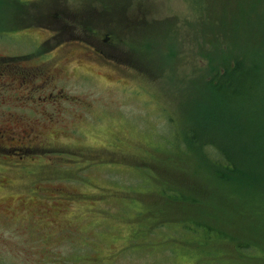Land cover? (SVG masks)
Returning <instances> with one entry per match:
<instances>
[{
    "label": "rangeland",
    "instance_id": "rangeland-1",
    "mask_svg": "<svg viewBox=\"0 0 264 264\" xmlns=\"http://www.w3.org/2000/svg\"><path fill=\"white\" fill-rule=\"evenodd\" d=\"M87 8L128 19L86 24ZM236 19L219 39L234 54L261 39L264 0H0V125L22 117L41 142L0 150V264H264V212L249 216L236 186H221L236 205L219 197L185 145L204 54L217 51L209 28ZM185 220L261 248L241 258L212 234L201 252Z\"/></svg>",
    "mask_w": 264,
    "mask_h": 264
},
{
    "label": "trees",
    "instance_id": "trees-1",
    "mask_svg": "<svg viewBox=\"0 0 264 264\" xmlns=\"http://www.w3.org/2000/svg\"><path fill=\"white\" fill-rule=\"evenodd\" d=\"M243 11H238L240 16L245 15ZM216 23L215 27L210 26L209 31H214L216 35L211 43L212 50L217 51L212 55L204 54L208 68L204 73L206 76L203 75L199 82L201 85L197 87L198 97L190 116L193 122L184 134L185 145L197 154L199 165L212 183L220 185V188L236 186L239 190L233 193L249 196L250 203L240 204L237 201L252 217L254 212H264V32L249 49L234 54L230 49L221 48L219 39L230 40L231 31L234 32L243 22L236 19L234 25L229 23L227 26L223 21L217 20ZM161 192V197L169 203L175 201L182 204L180 202L186 200L183 193L175 189ZM226 192L221 188L217 195L229 198L236 205L231 196L233 194ZM188 201L186 207L188 204H193L189 207L199 204L196 198ZM228 204L223 205L224 209L220 211H227ZM251 209L255 210L249 213ZM181 223L188 233L198 230L203 233V240L199 243L186 239L187 245L194 244L201 252L209 247L208 238L212 234L216 235L218 242L230 241L235 254L241 258L261 248V241L246 242L238 234L227 235L204 222L185 220ZM245 225L247 229L251 222ZM243 232L246 234L247 230ZM252 239L256 240L254 235Z\"/></svg>",
    "mask_w": 264,
    "mask_h": 264
},
{
    "label": "flooded vegetation",
    "instance_id": "flooded-vegetation-1",
    "mask_svg": "<svg viewBox=\"0 0 264 264\" xmlns=\"http://www.w3.org/2000/svg\"><path fill=\"white\" fill-rule=\"evenodd\" d=\"M111 9H113V7H110ZM120 9V7H119ZM88 14L86 17V24H91V22L93 23H102L104 24L105 21H112V22H117V23H121L126 19H128L127 17H124V13H120V11L118 10L116 12V16L114 15V12H112L109 18H104V16L102 15V17L100 18H96L93 19L92 17L94 15H97L96 11H91V9L87 8ZM101 13V12H100ZM102 14V13H101ZM138 14H136V16L134 17H130V19L133 22H140L143 21L142 18V13L139 12V16H137ZM104 22V23H103ZM141 23V22H140ZM108 24V23H105ZM104 24V25H105ZM94 33V31H93ZM95 48H93L94 50ZM97 52L99 50L95 49ZM103 53V51H99L98 54ZM102 56V54H101ZM11 69V68H10ZM11 72V70H8ZM54 71H47L44 74V81H46L47 83H51L53 82V79H55V76L53 75ZM3 75V72L0 73V76ZM11 108V106H10ZM17 121H21L23 124L22 126H16V124L12 121L6 123H3L2 125H0V150L3 149H13V150H18V151H25V152H32V151H38L41 148V142L40 140V132L39 129H36L35 126H33L31 123H28L24 118L19 117L17 119Z\"/></svg>",
    "mask_w": 264,
    "mask_h": 264
}]
</instances>
